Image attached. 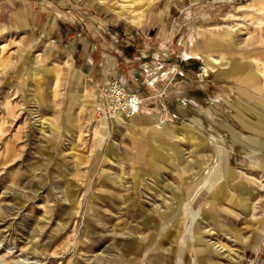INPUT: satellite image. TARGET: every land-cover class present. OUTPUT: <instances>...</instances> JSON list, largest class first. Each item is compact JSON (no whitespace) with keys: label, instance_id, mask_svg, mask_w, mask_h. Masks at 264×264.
Here are the masks:
<instances>
[{"label":"rangeland","instance_id":"rangeland-1","mask_svg":"<svg viewBox=\"0 0 264 264\" xmlns=\"http://www.w3.org/2000/svg\"><path fill=\"white\" fill-rule=\"evenodd\" d=\"M99 3L168 49L179 109L98 111L84 70L2 38L0 264H264V0Z\"/></svg>","mask_w":264,"mask_h":264},{"label":"crops","instance_id":"crops-1","mask_svg":"<svg viewBox=\"0 0 264 264\" xmlns=\"http://www.w3.org/2000/svg\"><path fill=\"white\" fill-rule=\"evenodd\" d=\"M139 32L107 14L99 0H0V40L13 38L72 62L96 87L111 78L121 79L136 98V111L173 116L181 94L166 62L168 49L139 42ZM152 132L174 135L169 126Z\"/></svg>","mask_w":264,"mask_h":264},{"label":"built area","instance_id":"built-area-1","mask_svg":"<svg viewBox=\"0 0 264 264\" xmlns=\"http://www.w3.org/2000/svg\"><path fill=\"white\" fill-rule=\"evenodd\" d=\"M101 101L96 103L98 111H105L114 116L132 115L136 110V98L118 78L104 81L99 87Z\"/></svg>","mask_w":264,"mask_h":264},{"label":"bare ground","instance_id":"bare-ground-1","mask_svg":"<svg viewBox=\"0 0 264 264\" xmlns=\"http://www.w3.org/2000/svg\"><path fill=\"white\" fill-rule=\"evenodd\" d=\"M117 116V115H116Z\"/></svg>","mask_w":264,"mask_h":264}]
</instances>
